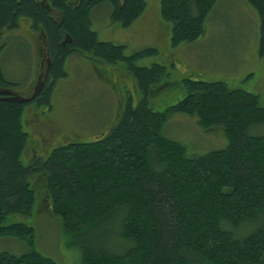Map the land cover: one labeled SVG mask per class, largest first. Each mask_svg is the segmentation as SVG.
I'll return each instance as SVG.
<instances>
[{
	"label": "trees",
	"instance_id": "16d2710c",
	"mask_svg": "<svg viewBox=\"0 0 264 264\" xmlns=\"http://www.w3.org/2000/svg\"><path fill=\"white\" fill-rule=\"evenodd\" d=\"M215 1H161L173 46L203 36ZM248 2L260 17L264 54V0ZM100 3L110 5L113 21L127 26L148 0H0V237L28 246L19 253L2 250L0 264H61L35 247V225L14 217L33 213L44 186L49 213L84 264H264V132L249 131L264 125L260 94L225 79L186 77L185 96L163 110L153 108L147 92L168 67L137 61L159 49L127 53V43L101 39L93 28ZM22 19L40 31L50 58L32 96L16 90L3 66L4 31ZM79 53L96 64L122 62L138 79L140 100L134 104L129 97L107 132L56 144L45 158L27 163L24 109L34 100L49 110L56 106L58 85H72L68 58ZM102 67L110 66L95 65L100 74ZM175 112L196 115L202 127L220 126L227 146L189 155L184 143L164 132ZM38 172L44 174L32 184ZM116 235L129 242L119 252L107 244Z\"/></svg>",
	"mask_w": 264,
	"mask_h": 264
},
{
	"label": "rangeland",
	"instance_id": "374dc122",
	"mask_svg": "<svg viewBox=\"0 0 264 264\" xmlns=\"http://www.w3.org/2000/svg\"><path fill=\"white\" fill-rule=\"evenodd\" d=\"M162 0H148L144 13L130 25L125 26L111 19V7L100 3L94 9L93 28L101 39H111L128 44L127 53L154 45L159 51L138 59V64L167 65L168 74L152 85L150 105L163 110L185 96L186 77L225 79L231 87L243 88L259 93L264 105V54L260 52V17L248 0H216L207 17L206 31L200 38L173 46L171 23L161 14ZM7 49L3 52V66L7 77L14 80L16 90L28 93L38 74H44L47 50L41 42V34L30 26V20L22 19L15 29H6ZM68 58L67 69L72 85L61 83L56 90L52 110L37 100L28 103L23 117L29 139L25 161L46 157L52 147L59 143L91 140L107 132L117 122L127 100L137 104L142 95L137 77L124 64H96L84 53ZM95 65L101 68L100 74ZM126 72H123V69ZM98 72V73H97ZM42 76V75H41ZM62 80V79H61ZM34 87V85H33ZM146 92L143 90V93ZM57 122V124L55 123ZM58 128V133H51ZM30 130V131H29ZM254 134L264 132V125L249 129ZM164 132L167 136L184 143L189 155L206 153L227 146L229 139L220 126L202 127L194 114L175 112L169 116ZM47 135V137H46ZM81 137V138H80ZM42 154V155H41ZM42 158V159H44ZM28 159V160H26ZM43 172L34 174L37 179ZM44 187H40V198L36 193L37 206L31 215L15 214V219L31 222L36 228L35 247L44 254L55 257L61 264H84L78 247L62 230L58 217L50 212V198ZM17 217V218H16ZM108 246L115 244L114 251H122L129 242L121 235L109 239ZM17 238L0 237V252L9 250L19 253L27 249ZM122 248V250H121Z\"/></svg>",
	"mask_w": 264,
	"mask_h": 264
},
{
	"label": "flooded vegetation",
	"instance_id": "af4514ba",
	"mask_svg": "<svg viewBox=\"0 0 264 264\" xmlns=\"http://www.w3.org/2000/svg\"><path fill=\"white\" fill-rule=\"evenodd\" d=\"M50 62V58H49V60H48V63ZM33 85H34V87H33ZM33 88V89H32ZM30 89H32L30 92H26V93H23V94H25V95H27V96H32V94H34L35 93V90H36V83H34V84H32L31 86H30ZM49 129H50V131H51V133L53 134V133H58V131H56V130H54L53 128H52V126L51 125H49ZM53 148V147H52Z\"/></svg>",
	"mask_w": 264,
	"mask_h": 264
}]
</instances>
